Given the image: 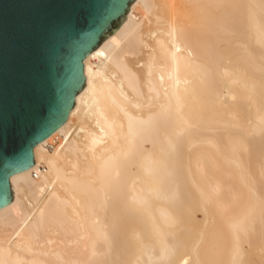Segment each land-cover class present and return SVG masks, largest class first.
<instances>
[{"label":"bare ground","instance_id":"6f19581e","mask_svg":"<svg viewBox=\"0 0 264 264\" xmlns=\"http://www.w3.org/2000/svg\"><path fill=\"white\" fill-rule=\"evenodd\" d=\"M262 5L134 0L9 176L0 264H264Z\"/></svg>","mask_w":264,"mask_h":264},{"label":"water","instance_id":"95a60500","mask_svg":"<svg viewBox=\"0 0 264 264\" xmlns=\"http://www.w3.org/2000/svg\"><path fill=\"white\" fill-rule=\"evenodd\" d=\"M134 0H0V73L6 125L0 135V208L13 197L9 176L34 162L33 147L65 119L84 87L82 60L127 19ZM118 9V11H116ZM58 21L66 26L52 28ZM29 23L27 36L21 28ZM27 66L34 84L16 105V74Z\"/></svg>","mask_w":264,"mask_h":264},{"label":"snow or ice","instance_id":"6c2138e0","mask_svg":"<svg viewBox=\"0 0 264 264\" xmlns=\"http://www.w3.org/2000/svg\"><path fill=\"white\" fill-rule=\"evenodd\" d=\"M217 7H227L228 5H216ZM264 7V5H262ZM118 11V9H116ZM66 26L65 21H58L54 25H52V28H57V27H63ZM32 29V25L29 23H26L22 26L21 28V34L23 36H27ZM4 35V28L2 22H0V40L3 39ZM101 55L103 53H100ZM192 53L189 52V56H191ZM16 90H15V99H16V105H19L23 102L26 101V97L28 93L32 90L34 87V84L31 80L29 71L27 69L26 64L22 63L19 71L16 74ZM4 87H3V78H2V73H0V135L3 134L5 125H6V115L3 107V102H4ZM6 195V192H0V197H3Z\"/></svg>","mask_w":264,"mask_h":264},{"label":"rangeland","instance_id":"374dc122","mask_svg":"<svg viewBox=\"0 0 264 264\" xmlns=\"http://www.w3.org/2000/svg\"><path fill=\"white\" fill-rule=\"evenodd\" d=\"M198 218L200 219V216Z\"/></svg>","mask_w":264,"mask_h":264}]
</instances>
